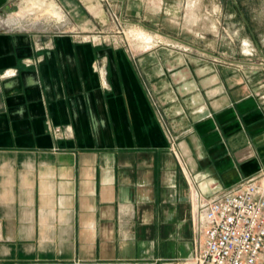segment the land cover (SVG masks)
<instances>
[{
	"label": "crops",
	"instance_id": "0c3cea01",
	"mask_svg": "<svg viewBox=\"0 0 264 264\" xmlns=\"http://www.w3.org/2000/svg\"><path fill=\"white\" fill-rule=\"evenodd\" d=\"M161 1L126 0L130 25L162 44L133 37L109 89L92 38L0 30V264L187 258L195 194L264 171L263 68L208 52V19L203 39H171Z\"/></svg>",
	"mask_w": 264,
	"mask_h": 264
},
{
	"label": "rangeland",
	"instance_id": "374dc122",
	"mask_svg": "<svg viewBox=\"0 0 264 264\" xmlns=\"http://www.w3.org/2000/svg\"><path fill=\"white\" fill-rule=\"evenodd\" d=\"M71 1L76 7L65 10L60 0H15L0 15V30L35 32L49 37L70 34L78 40L92 38L100 57L93 66L105 89L111 88L114 81L121 83L119 66L122 64L117 57L120 52L131 50L130 45L137 42L134 38L162 44L157 43L158 39L151 32L130 25L126 0ZM93 4L101 9L103 18L94 16L98 12L93 9ZM160 4L163 27L159 26L171 35V39L177 35L185 41H193L197 37L203 39L200 36L204 35V20L208 19V52L218 56L224 64L246 69L253 76L259 74L260 68L264 72V0H164ZM162 42L178 49L192 50L184 42ZM37 47L42 50L44 44ZM260 85L264 89V75ZM150 97L155 100L152 95ZM258 264H264V254Z\"/></svg>",
	"mask_w": 264,
	"mask_h": 264
},
{
	"label": "built area",
	"instance_id": "2783aa9c",
	"mask_svg": "<svg viewBox=\"0 0 264 264\" xmlns=\"http://www.w3.org/2000/svg\"><path fill=\"white\" fill-rule=\"evenodd\" d=\"M192 227V254L163 264H258L264 254V171L212 195L195 194Z\"/></svg>",
	"mask_w": 264,
	"mask_h": 264
},
{
	"label": "bare ground",
	"instance_id": "6f19581e",
	"mask_svg": "<svg viewBox=\"0 0 264 264\" xmlns=\"http://www.w3.org/2000/svg\"><path fill=\"white\" fill-rule=\"evenodd\" d=\"M130 35L132 36L133 35V33H132V30L130 31ZM146 44H151L152 43V41L151 40H147V41H144ZM141 46V45H140Z\"/></svg>",
	"mask_w": 264,
	"mask_h": 264
}]
</instances>
